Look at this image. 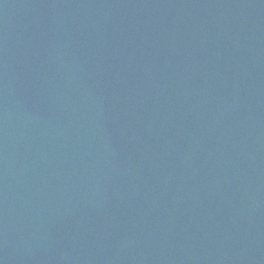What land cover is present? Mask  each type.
Here are the masks:
<instances>
[{
    "label": "water",
    "instance_id": "water-1",
    "mask_svg": "<svg viewBox=\"0 0 264 264\" xmlns=\"http://www.w3.org/2000/svg\"><path fill=\"white\" fill-rule=\"evenodd\" d=\"M0 264H264V0H0Z\"/></svg>",
    "mask_w": 264,
    "mask_h": 264
}]
</instances>
